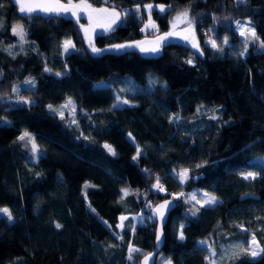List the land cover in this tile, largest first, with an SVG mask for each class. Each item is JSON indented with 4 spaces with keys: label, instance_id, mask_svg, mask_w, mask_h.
<instances>
[{
    "label": "trees",
    "instance_id": "16d2710c",
    "mask_svg": "<svg viewBox=\"0 0 264 264\" xmlns=\"http://www.w3.org/2000/svg\"><path fill=\"white\" fill-rule=\"evenodd\" d=\"M86 3L91 9L81 14L88 16L102 6L126 12L114 30H93L101 53L89 51L73 18L29 15L14 0H0V209L12 216H0V264H140L154 249L156 222L133 216L167 198L176 207L155 264H213L209 246L253 237L264 248V0ZM157 3L168 9L152 8L156 31H141L147 6ZM178 15L198 49L169 36L155 55L113 49L173 32ZM241 19L251 21L255 38L239 40L233 25ZM16 25L26 41L8 50L17 43ZM65 39L75 46L67 53ZM69 98L72 117L59 115ZM25 132L43 152L36 161L27 140L18 139ZM182 169L189 177L183 184ZM250 169L256 179L246 180ZM157 177L164 191L154 187ZM192 190L219 203L183 214L189 207L180 194ZM243 194L258 198L239 200ZM130 247L138 250L131 260ZM228 264H264V253Z\"/></svg>",
    "mask_w": 264,
    "mask_h": 264
},
{
    "label": "snow or ice",
    "instance_id": "6c2138e0",
    "mask_svg": "<svg viewBox=\"0 0 264 264\" xmlns=\"http://www.w3.org/2000/svg\"><path fill=\"white\" fill-rule=\"evenodd\" d=\"M16 4L19 5V10L21 13H27L29 15H31L32 13L36 12V11H41V12H47V13H52L55 12L57 14L63 12V13H68L71 12V16L76 18V22L79 23L80 21V13L85 11L86 9H91V5L86 3V0H82L81 3L79 4H73L71 2V0H69V3L67 4H62L59 3L58 0L55 3H30V2H26V0H15ZM240 3H244V0H239ZM149 9V22L147 24H145L144 28L141 29V31H145L148 28H156V25L154 24V22H152L151 20V10H152V6L148 5L147 6ZM139 10V9H138ZM93 11H107V9H101V10H95L93 9ZM161 12H164L165 9L163 7L160 8ZM185 18L187 17V12L182 14ZM112 16L113 19L108 23L107 27L105 28V31H111L114 30L113 29V25H116L117 20L120 19V15L118 12L113 11L112 12ZM89 22L91 23L92 21V16L91 14H89L88 16ZM189 24H191V21H189ZM238 26H239V22H237ZM173 27H175V25H173ZM81 28L85 31V34L87 36V32L88 30L84 28L83 25H81ZM13 33L17 36H19L20 40L24 39L25 36V32L23 30V27L21 25H16L13 27L12 29ZM247 31L255 38L256 34L255 31L249 27L247 29ZM173 32H169V33H165L163 36H158L157 37V41L156 47H151V48H146L141 46L144 42L140 41L137 42L135 45H131V44H121V45H113V49H115L116 51H120V50H125V49H129V48H133V47H139L141 52H153V53H157L159 52V46L162 44V42L166 41L167 37L170 35H173ZM240 35L244 36L245 35V28L243 26H240ZM185 39H187V37H185ZM209 43H211L212 47L214 49H216L217 51H222L221 48L218 47L217 43L214 40H210ZM225 44L228 43L227 38H225L224 41ZM248 40L246 39L244 41V51L241 52L239 55L244 56L246 54V52L248 51ZM89 44L90 47L92 48V52L93 53H101L104 50L101 49H97L91 42V39H89ZM64 51L67 53L69 51V49L74 48L75 46L73 45L71 40H65L64 44ZM194 48H199V45L194 43L193 44ZM127 54V53H125ZM188 63H192L191 60L188 61ZM57 75H60V73H57ZM27 83H32L31 81H27ZM19 89L17 87H13V92H18ZM124 104L128 103V100H123L121 101ZM24 103H31L30 101H24ZM73 101L71 100V98H69L66 102L65 105H63L62 107H68L69 105H72ZM51 105H49V108L51 109ZM200 109H198L199 111ZM61 116H63V112L60 113ZM213 119H215L216 117L213 116ZM178 119V117H177ZM75 122V121H73ZM18 139L20 140H27V143H29L31 145V151H32V155L33 157H38L39 153H38V146L35 142V139L27 132L23 133ZM112 155H115V151L111 148L110 145H105L104 146ZM138 155H140L141 153L138 150ZM133 159H136V157H133ZM199 166V165H198ZM179 178H180V183L183 184L188 180V169H183L180 173H179ZM256 179V174L253 172H248L244 175V179ZM155 188H157L160 191H164L165 189H163V187L159 184V177H157V184L154 185ZM124 192V195H128L127 190H122ZM181 195H183L181 193ZM205 197L206 199L204 200V202L201 204V207H212L216 204L219 203L218 199L215 196H209L207 193H205ZM192 199H195V196L192 197ZM197 203H200V201H197ZM170 207V203L166 200L164 204L157 206V208L155 209L156 212H158V214L163 217L164 215V209L169 208ZM0 212L7 214L8 216V220L11 221L12 220V216L11 213L9 212V210L7 208L4 209H0ZM193 215H195V212H193ZM124 219H126V217H121V220L123 221ZM60 225L57 224V228H59ZM183 227V226H181ZM180 239H183V233L181 232L180 234ZM157 239L159 240V234L157 235ZM201 243H206V242H201ZM234 249H239V251H234L233 255L234 256H240V255H247L250 256L251 258L255 259L257 257H259L262 253H264V248H261L258 244L257 241L255 239V237H253V239L248 242L247 247H245L244 244H238L233 246ZM133 251H138L135 249H132L130 247V255H129V259H132V255L131 252ZM212 255L215 256V252H212ZM150 258V254L149 256H145V264H148ZM214 264V262H213Z\"/></svg>",
    "mask_w": 264,
    "mask_h": 264
},
{
    "label": "rangeland",
    "instance_id": "374dc122",
    "mask_svg": "<svg viewBox=\"0 0 264 264\" xmlns=\"http://www.w3.org/2000/svg\"><path fill=\"white\" fill-rule=\"evenodd\" d=\"M79 3H81V2H79ZM74 4H77V3H74ZM161 7H163L165 9V11L168 9V5L162 4V3H157L154 6H152V8H157L159 12H161L160 11ZM94 9L95 10L107 9V11H94L93 15H91L92 16L91 23L89 22L88 15H84V14L80 13V16L82 17V19L78 23V27L80 28L81 32L84 35V38L86 39L87 48L91 52H92V48L90 47L89 39H91V42H92L93 30L95 32H98V33L107 32V31H105V28L107 27L108 23L113 19V16H112V12L113 11L118 12L119 15H120V19L117 20L116 25H118L119 23H124V19L126 17L125 16V14H126L125 11H119L116 8L102 6V7H94ZM146 11L149 13V9L148 8L146 9ZM49 14L50 15H60V16H65V17L68 16V17L73 18L76 21V18L71 16V12H68V13L61 12L59 14H57L55 12H52V13H49ZM178 19H179V15L177 16L176 19H174V21H176V23H175L176 28L173 31L174 34L170 35L168 38L180 37L179 40L184 41V42L190 44L191 46H193V44L196 43V42H195L192 30L190 29L189 26L187 27V25H182V23H179L180 21ZM151 20L156 25V28H148L147 30H145L143 32H146V31L155 32L156 31V29L158 27V23H157V21L153 20L152 18H151ZM148 22H149V18L145 21V23L143 24L142 28H144L145 24H147ZM237 22H239V26H238ZM171 24H172V22H171ZM81 25H83L84 28L88 30L87 36L85 34V31L81 28ZM116 25H113V28ZM240 26H243L245 28V35L244 36L240 35ZM249 27H251L254 30L253 25H252V23H251V21L249 19H241V20L235 21V23L233 25V29L237 33L238 38H239L240 41H243L246 38L247 35H251L247 31V29ZM24 32H25V30H24ZM178 32H181V34L180 33L178 34ZM185 37H187V39H185ZM65 40H71V39H65ZM25 41H26L25 36H24L23 40H20L19 36H17V40L15 42H17L18 44L17 43H12L11 45H9L8 50H11V49H13L16 46H21V44H23V42H25ZM156 41H157V37L154 38V39H151V40H144V41H142L144 43L141 46L146 47V48L156 47L157 46ZM63 44H64V42H63ZM135 48L139 52H141L139 47H135ZM160 51H161V45L159 46V52H157V53H153V52H141V53L144 54V55H155V54L160 53ZM63 52H65V51H63ZM28 81H31L33 83L32 79H29ZM125 82H127V81H125ZM31 85L32 84L31 83H27V81L23 84L24 87H28V86H31ZM101 85H104V81H101V82L96 84V86H101ZM123 89H125L127 91H130L131 87L126 84ZM24 101H28V100H24ZM24 101L22 100V103H24ZM66 102L63 105H65ZM62 106H60L56 110V112L59 115H61L60 113L63 112V115L67 114L69 117H72L73 111L75 109L74 103L72 105H69L68 107H62ZM54 109H56V108L55 107H51V109H50L49 106H48V110L49 111L50 110H54ZM30 135L32 136V134H30ZM38 153H39V156L43 153L39 149V147H38ZM38 157H34L33 161H36L38 159ZM182 170H179L177 172V178H178L179 182H180L179 173ZM248 172H253L254 173V170L250 169ZM181 196L183 197L182 199L188 204V207H189L188 209L183 210V214H186V215H193V212H195V214H196L197 213V209H196L197 205H201L204 202V200L206 199L205 193L203 191H201V190H192V191H190V192H188L186 194L183 193V195H181ZM193 196H195V199H192ZM197 201H200V203H197ZM2 209H4V208H2ZM2 215H5V213L0 212V216H2ZM133 217H134V220H135L136 223L137 222L140 223L143 219H153L150 214L144 213V212H142L138 216L134 215ZM252 239L253 238H249V239H247V241H241V240L227 241L226 243H220V245H222V246L211 245V246H209V248L207 250L209 252H207L206 258H208V262L209 263H213V262H214V264H221V263L222 264H228V263H231L232 261H235L237 258H239V256L237 257V256L233 255L234 251H237V252L239 251V249H234L233 246L238 245V244H244L245 247H247L248 242H250ZM198 244L202 245L203 243L198 242ZM257 244H258V242H257ZM202 246H207V243H204V245H202ZM212 252H215V256L212 255ZM161 256H162V254H159V256H158L159 260H160ZM168 262H169V260L167 261L166 259H162L159 264H168Z\"/></svg>",
    "mask_w": 264,
    "mask_h": 264
},
{
    "label": "water",
    "instance_id": "95a60500",
    "mask_svg": "<svg viewBox=\"0 0 264 264\" xmlns=\"http://www.w3.org/2000/svg\"><path fill=\"white\" fill-rule=\"evenodd\" d=\"M14 2H15V0H14ZM26 2H30V3H55V2H57V0H26ZM58 2L62 3V4L69 3V2H64L62 0H58ZM38 12H40L42 14L47 13V12H41V11H38ZM81 13H83V12H81ZM248 198L257 199L258 196L253 195V194H243V195H241L239 197V200H245V199H248ZM166 200L170 203V207L164 209V215H163V217H161L158 214V212L155 211V209L157 208V206L164 204ZM175 207H176L175 200L172 199V198H167V199L159 201L150 210V215L152 216V218L156 222V229H155V238H154V249H153V251H151L150 253L145 255V256H149V254H150V258H149L148 264H155V262H156L157 254L162 249V246H163V243H164L163 227H164V225L166 224V222L168 220V216H169L170 212ZM158 234H159V240L157 239V235ZM145 256L141 259L140 264H145Z\"/></svg>",
    "mask_w": 264,
    "mask_h": 264
}]
</instances>
